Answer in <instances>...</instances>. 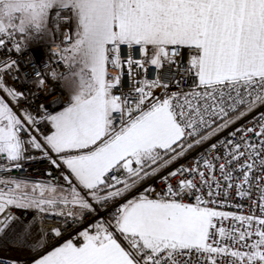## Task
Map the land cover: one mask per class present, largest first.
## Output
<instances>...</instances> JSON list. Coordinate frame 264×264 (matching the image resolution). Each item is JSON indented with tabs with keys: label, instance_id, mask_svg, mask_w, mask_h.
I'll use <instances>...</instances> for the list:
<instances>
[{
	"label": "snow or ice",
	"instance_id": "obj_1",
	"mask_svg": "<svg viewBox=\"0 0 264 264\" xmlns=\"http://www.w3.org/2000/svg\"><path fill=\"white\" fill-rule=\"evenodd\" d=\"M0 252L264 264V0H0Z\"/></svg>",
	"mask_w": 264,
	"mask_h": 264
},
{
	"label": "built area",
	"instance_id": "obj_2",
	"mask_svg": "<svg viewBox=\"0 0 264 264\" xmlns=\"http://www.w3.org/2000/svg\"><path fill=\"white\" fill-rule=\"evenodd\" d=\"M48 47V44L44 41H29L28 42V50L29 52L32 53V55H34L36 57V61L37 63H39L40 61L44 60V59H48L50 57V54H48L46 52V49ZM177 59H183L185 62L187 61V52L186 50L182 51L181 54L177 57ZM20 69H21V77L22 79L19 81H11L12 83H15L18 87L20 86H28L30 87V84H25L23 77L26 76L28 81H31L34 78L35 72L37 71V69L31 65H29L23 58L20 59ZM53 67H56L55 64L52 65ZM58 71L60 72H64L66 71L65 68L63 67H58L57 68ZM172 75V71H168L165 73L164 79H168V76ZM177 79H179V77H177ZM53 88L52 91L47 94L46 96H43L42 99L47 103V102H51L55 99H57L62 92H66L64 85L63 88L61 87V84H63L62 81H53ZM181 84L187 86L188 81L185 80H181ZM170 88H172V90H175V85L172 84L171 82L169 83ZM200 149H197L196 152H199ZM196 152H194L192 155H196ZM45 167V165L43 163H38V162H31L28 165H26L27 171H14L13 175H39L41 169H43ZM174 184L176 183V180L173 179L172 181ZM147 183H152L154 187L157 188V190L162 189L164 186L163 184H160L158 182H153V181H148ZM189 202H193L191 200H189ZM1 255V254H0ZM11 256V255H8Z\"/></svg>",
	"mask_w": 264,
	"mask_h": 264
},
{
	"label": "crops",
	"instance_id": "obj_3",
	"mask_svg": "<svg viewBox=\"0 0 264 264\" xmlns=\"http://www.w3.org/2000/svg\"><path fill=\"white\" fill-rule=\"evenodd\" d=\"M63 85H64L66 92L70 90L67 82H63Z\"/></svg>",
	"mask_w": 264,
	"mask_h": 264
},
{
	"label": "bare ground",
	"instance_id": "obj_4",
	"mask_svg": "<svg viewBox=\"0 0 264 264\" xmlns=\"http://www.w3.org/2000/svg\"><path fill=\"white\" fill-rule=\"evenodd\" d=\"M0 253L6 254V255H13V253H11V252H7V253L0 252Z\"/></svg>",
	"mask_w": 264,
	"mask_h": 264
},
{
	"label": "rangeland",
	"instance_id": "obj_5",
	"mask_svg": "<svg viewBox=\"0 0 264 264\" xmlns=\"http://www.w3.org/2000/svg\"><path fill=\"white\" fill-rule=\"evenodd\" d=\"M31 41H44L43 39H40V40H31ZM45 42V41H44ZM1 255H6V254H3V253H0Z\"/></svg>",
	"mask_w": 264,
	"mask_h": 264
}]
</instances>
